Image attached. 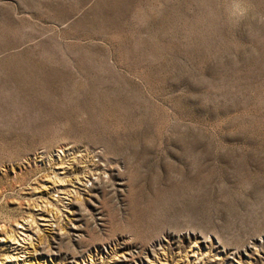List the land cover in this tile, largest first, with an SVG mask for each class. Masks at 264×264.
Instances as JSON below:
<instances>
[{"label": "rangeland", "instance_id": "rangeland-1", "mask_svg": "<svg viewBox=\"0 0 264 264\" xmlns=\"http://www.w3.org/2000/svg\"><path fill=\"white\" fill-rule=\"evenodd\" d=\"M248 4L0 0V264H264Z\"/></svg>", "mask_w": 264, "mask_h": 264}, {"label": "clouds", "instance_id": "clouds-1", "mask_svg": "<svg viewBox=\"0 0 264 264\" xmlns=\"http://www.w3.org/2000/svg\"><path fill=\"white\" fill-rule=\"evenodd\" d=\"M226 19L234 26H239L246 21L251 13L248 0H225L224 6ZM252 19L260 25H264V15L253 16ZM235 59V57H232Z\"/></svg>", "mask_w": 264, "mask_h": 264}]
</instances>
